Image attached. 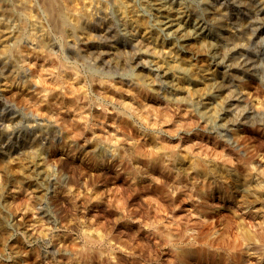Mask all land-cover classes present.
<instances>
[{"label": "rangeland", "instance_id": "rangeland-1", "mask_svg": "<svg viewBox=\"0 0 264 264\" xmlns=\"http://www.w3.org/2000/svg\"><path fill=\"white\" fill-rule=\"evenodd\" d=\"M155 1L183 7L189 17L205 22L214 39L229 33L230 39L233 34L256 39H231L224 55L217 47L219 54L210 60L193 48L199 54L182 64L165 56L164 47L153 40L158 35L151 28L158 20L143 0H108L107 17L95 12L85 28L108 27L96 40L106 48L120 46L117 65L111 55L76 58L54 35L55 56L74 66L80 78L76 90L60 93L49 79L42 85L30 81L26 61L23 71L10 77L9 66L4 69L0 62V264H264V250L251 252L245 237L264 229V196L236 181L238 175L259 173L264 182V27L259 24L264 11L254 12L264 0ZM216 5L225 10L223 23L209 19ZM66 39L82 48L91 41L81 30ZM133 53L136 59L130 58ZM238 55L245 61L238 62ZM40 57L32 61L36 67L44 66ZM181 65L195 69L197 80L207 68L231 76L233 94L243 97L215 93L220 94L216 100L230 98L234 108L217 121L208 119L209 113L184 105L181 93L172 90ZM36 67L35 74H43ZM152 73L155 85L146 81ZM134 75L147 86L131 89L127 81ZM118 78L121 98L133 106L128 124L111 85ZM210 88L201 86L198 94H210ZM47 96L53 101L47 102ZM77 119L84 122L79 129L72 126ZM225 129L228 135L222 136ZM139 142L145 154L174 148L182 172L134 160L131 148ZM119 147L122 157L114 153ZM194 158L216 166L212 180L194 172ZM99 234L104 240L96 239ZM236 239L238 249L227 254L225 246ZM199 240L213 257L179 255L182 246L200 248Z\"/></svg>", "mask_w": 264, "mask_h": 264}, {"label": "bare ground", "instance_id": "bare-ground-1", "mask_svg": "<svg viewBox=\"0 0 264 264\" xmlns=\"http://www.w3.org/2000/svg\"><path fill=\"white\" fill-rule=\"evenodd\" d=\"M245 1L253 2L254 0ZM107 2L108 0H0V62L2 63L4 69L7 65L9 66V68L6 69L9 74L8 76L14 77L21 73L23 70H20V67L23 68V62L26 61V73L30 72L28 78L30 81L35 80L38 84L42 85V83L45 82V79H49L55 87L60 90V93H66L70 90V88L76 90L78 86H81L80 78L78 77L74 66L66 65L62 59L55 56L57 43L53 40L55 38L54 35H57L59 40H61L63 47L65 48L64 50L70 51V53L75 55L76 58L88 56L96 60L103 59L104 57H109L111 55L114 64L117 65L116 63H118V61L115 55L118 53L120 46L113 44L114 46L108 47L109 45H105L108 47L106 48L101 46L96 40L97 37H101L104 33H106L105 30L108 27L103 25L98 29L90 30V32L85 28L86 25L91 24L95 12L104 15L103 17H107ZM143 2L145 5L149 6V10L154 13L153 15H156L158 20V24L151 28L154 32H156L154 34H157L158 36L155 39L151 35L147 36V38H153L154 41L156 40L164 47L163 53L165 56L169 55L170 57L172 56L173 58L180 59L182 64L183 61H191L193 55L199 54V52L192 50L193 48H199L201 53L208 55L210 60V58L212 59V57L218 53V48L220 49V53L224 55L223 53L226 52L225 49L229 48L232 43L230 41L231 39H236L235 42L240 43H247L250 39H256L254 36L247 39L241 38L236 34H233L230 39L228 36L230 33L225 36L224 39H214V37H212L214 34H211V32L208 31L205 22L201 19L198 20L197 17H189L183 7L180 6L179 8H173L171 5H167V3L160 4L162 2H156L155 0H143ZM258 7L254 8V12L259 15L263 13L264 7ZM224 11L223 7L216 5L209 10V19L213 21L214 24L220 23L219 20L221 21V17H224ZM137 16L142 17V15ZM141 19L142 18H139L137 21L140 22L142 21ZM221 23H223V21H221ZM259 24L264 27V19L262 22H259ZM79 30H81V32L83 31V33L87 34L91 39L90 43L87 46H84L85 48L80 47V45L74 40L71 41L66 39L68 33H72L74 35V33ZM165 30H167L170 34L162 32ZM160 33L168 35L169 37L167 38L169 40L166 38L163 39L164 37ZM137 41L139 42L140 40L137 39ZM147 42L150 41L147 40ZM130 43L132 44V42ZM142 43L143 42L141 40L139 44ZM192 43H195L196 45L192 46ZM189 46H192V48L187 49L186 47ZM237 46L238 47L235 46L233 48H241L239 45ZM233 48H230L229 50L235 51L232 50ZM184 49H186V51H184ZM182 52H186V55L183 56ZM32 56H41L45 61V63L42 64L44 66L40 65V67H36V63H32L35 57ZM135 57H138L137 53H133L130 58L136 59ZM237 60L242 63L245 61V58L238 55ZM45 66L48 67L44 68ZM33 67L43 71V74H35L36 72ZM50 67L54 68V70L51 71ZM171 67L175 66L171 65ZM171 67L167 66L166 74L172 72ZM210 69L211 68H207L205 72L199 75V86L197 85L198 80L195 77L197 71L195 69L193 70L192 67L189 69L185 65H181V75L172 83V90H178L181 93L180 100L184 105H199L205 112L209 113L207 116L208 119L218 120L221 119L223 113L228 114V112L234 107L230 98L228 100H226V98L222 99L223 97L218 100L214 99L215 97L220 96V94L217 96L215 93L223 90L228 94L231 93L237 98L243 96L242 93L237 91L233 94L232 89H234V87L230 84L231 76L224 74L223 72H216L213 74V71H210ZM40 78H42V80H40ZM143 79H145V77ZM150 79L155 85L157 76L152 73L151 76L147 77L146 81H149ZM120 82L119 78L118 80L111 82L114 94L119 96L123 90L120 86ZM127 83L133 86L131 89L139 87L144 88L147 86L145 80H141L139 75H134L133 79L127 81ZM201 86L205 89L208 86L211 87V93H204L203 96L198 94ZM151 89L155 91L154 88ZM43 90H45V88H41V91ZM225 96L226 95H224V97ZM67 97L62 96L61 98H65V102L67 103L74 102V98ZM53 99V96H47L46 101L50 102L53 101ZM175 99L179 98L176 97ZM124 101L125 100L122 99L121 103L126 110L120 113L123 116V120H125L128 124V113L133 106L130 105L131 103ZM221 101L222 104H220V107L217 108V106H219V102ZM76 121L72 124L74 128L79 126L77 127L79 129L83 126L84 122L82 120L77 119ZM9 125L10 124L6 127ZM227 131V129L224 131L221 130V135L227 136ZM123 136L125 141H129V136L122 134V137ZM117 142H119L118 134L116 135L114 143L116 144ZM131 149L133 158H136L134 159L136 161L140 160L143 164L146 163L161 171H168V173L170 172L171 167L178 170L176 173L182 172L183 162L180 160L181 158L178 157L177 151H175L172 147L167 146L166 148H160L163 149V152H159L157 151L159 149H156L151 153L147 152V154H145V146L139 142ZM114 153L119 157H122L120 147L116 148ZM162 153H164V158L162 157ZM192 167L196 174L202 175L208 180H212L214 178L216 166H213L211 162H207L204 158H194ZM236 181L245 184L247 190L253 195L261 194L264 196V182L262 177L259 176V173L238 175ZM255 236L256 237L248 234L245 235L249 242L248 246L253 253L259 250H264V229L261 230V233L258 236ZM96 239L102 240L103 237L99 234ZM237 240L238 239L235 240L236 242L234 241V244L225 246L228 247L225 250L227 254L236 252V249H238ZM196 247L200 248H194L189 245L182 246L181 248L179 247V252L181 253L179 255L195 253L199 257L214 256L212 253H208L205 249H203L205 247L204 242L200 243L199 240V245Z\"/></svg>", "mask_w": 264, "mask_h": 264}]
</instances>
